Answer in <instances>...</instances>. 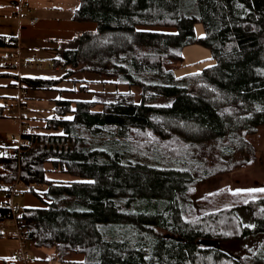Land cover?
<instances>
[{
    "label": "trees",
    "instance_id": "16d2710c",
    "mask_svg": "<svg viewBox=\"0 0 264 264\" xmlns=\"http://www.w3.org/2000/svg\"><path fill=\"white\" fill-rule=\"evenodd\" d=\"M72 18L96 29L76 32L73 47L50 59L64 74L0 73L17 81L7 88L45 90L87 73L129 89L104 99L94 93L90 101L57 99L44 126L54 133L24 128L18 147H0V192L23 184L44 204L20 210L19 236L33 251L52 250L58 264L79 254L75 264H264L245 262L223 244L264 233V192L230 190L227 202L208 205L204 200L221 192L196 191L231 171L212 168L204 141L231 162L244 135L264 125V0H79ZM195 42L216 64L190 85L173 67ZM16 47V36L0 35V48ZM82 82L77 91H86ZM160 98L172 102L154 106ZM5 109L0 102V118ZM46 164L79 180H48ZM10 218L9 203H1L0 238Z\"/></svg>",
    "mask_w": 264,
    "mask_h": 264
},
{
    "label": "rangeland",
    "instance_id": "374dc122",
    "mask_svg": "<svg viewBox=\"0 0 264 264\" xmlns=\"http://www.w3.org/2000/svg\"><path fill=\"white\" fill-rule=\"evenodd\" d=\"M163 30V31H172L173 29L170 28H157L156 30ZM194 32L196 39H200L205 36V30L203 25L198 22L194 25ZM5 51H13L16 53V48H0V54L4 53ZM11 56V55H10ZM11 58V57H9ZM2 60L3 57L0 56ZM50 59V58H49ZM41 65V68L38 70L36 68H30V70L37 73L38 77H31V78H45V79H57L64 74V70L62 68H49L50 61L46 58H41L38 61H35ZM216 61L211 56V53L208 48L204 47L203 45L195 42L190 45L185 46L182 49V61L173 67L174 76L177 78H185L188 80L189 84L192 85L198 77L201 75L202 71L215 65ZM36 69V70H33ZM23 70H28V68H23ZM60 74V75H59ZM56 75H59L55 77ZM42 76V77H39ZM72 77L75 79L80 77H92L94 81L86 80V91H77L76 88L83 84L82 81H77V83L71 82V84L75 85V90L71 94L75 97L76 95L82 94L84 97L89 98L90 100H96L94 93H100L99 98L104 99L106 96L111 95L115 91H127L129 88L127 86H119L118 88L115 85H100V79L97 76H93L87 73H76ZM12 79V78H10ZM108 79V78H106ZM110 80V79H109ZM62 83L65 81L56 84L54 87L60 88ZM71 84H68L71 86ZM64 85V84H63ZM63 89V87H62ZM130 90L137 94L139 89L136 87H131ZM30 92L36 93L37 95H41V99L39 100H25L22 98L23 108L21 109V116L23 115L24 118H27L28 123H26V128L31 131L33 128L29 127L30 121L34 124V128L36 131L40 133H54L53 131H48L44 129L45 121L50 119L55 115L54 112V100L53 99H46L50 93H56L57 89L55 90H37ZM62 94H66L63 93ZM106 94V95H105ZM59 98V97H58ZM24 101V102H23ZM172 102V98H160L153 102L154 106L163 107L167 106ZM16 103V102H15ZM16 106V105H15ZM16 107H15V116H16ZM18 115V113H17ZM17 119V118H16ZM152 119L155 121H160L158 117L155 115L152 116ZM0 124L2 129H0V141L9 146V145H16L19 140V123L16 120H0ZM42 125V128L40 126ZM172 127V126H171ZM168 130V129H167ZM4 131V132H1ZM170 131V129L168 130ZM150 134L142 135L144 137H148ZM245 137V144L244 146H239L238 150L235 153L234 158L231 162H225L221 160V157L218 155L217 144L213 140H206L201 145V153L203 157L207 160V162L212 166L213 169L215 167L223 168L226 170L228 167L231 170L225 171L219 176H215L209 183L201 185L197 187V193L203 192H221V194L215 195L212 200H204L206 204L211 205V203L220 204L222 201L227 202L229 196H232L230 190H242V192L248 190V188H256L261 189L262 186L264 187V125L259 127L255 133L244 135ZM172 143L180 144L175 139H171ZM215 144V145H214ZM177 148H175V151ZM245 158H248L247 161H244ZM244 162H247V165H243ZM49 165V164H47ZM53 170V169H52ZM54 176H58L59 180L64 181H77L79 180L77 177L63 174L60 172L57 173H47V179H57ZM25 186L23 184L16 185V194L12 198V203L16 204L19 209H22L26 206L29 207H43V203L34 197L32 194L25 192L23 189ZM260 187V188H258ZM45 187H37V190H44ZM244 189V190H243ZM225 192H228L225 193ZM238 193L242 195L243 193ZM0 197H3V192H0ZM10 201L9 198H7ZM239 215L242 217L245 224L250 225L251 219L247 211L239 210ZM9 221L4 224V226L9 225ZM11 224V223H10ZM224 248L238 256L241 257L245 262H253L256 259H264V233L250 235L245 237L242 240H225L223 241ZM28 248V246H27ZM32 259H37V254H30Z\"/></svg>",
    "mask_w": 264,
    "mask_h": 264
},
{
    "label": "crops",
    "instance_id": "0c3cea01",
    "mask_svg": "<svg viewBox=\"0 0 264 264\" xmlns=\"http://www.w3.org/2000/svg\"><path fill=\"white\" fill-rule=\"evenodd\" d=\"M28 8H23L21 13L22 18H17V8L19 0H0V35H10L17 37V47L16 53L13 51H5L1 53L0 56V73L17 74L19 77H38L37 73L30 70L29 67L18 68L15 65V56L19 54L21 59L24 61L32 59V61H38L39 59L46 58L50 61L51 58L59 55L63 50L73 47L70 43L76 32L82 31H93L96 29V24L93 22H81L73 20L72 15L74 9L77 7L79 0H25ZM33 18H37V22L33 25L30 24ZM11 55V56H10ZM11 57V58H9ZM50 58V59H49ZM23 68H28V70H23ZM31 68V67H30ZM33 68V67H32ZM36 70V69H33ZM39 70V69H38ZM60 75V74H59ZM56 75L55 77L59 76ZM93 75V74H91ZM96 76V75H93ZM42 77V76H39ZM99 77V76H97ZM100 85H110L111 79L99 77ZM45 79V78H41ZM110 79V80H109ZM86 81L91 80L92 77H80L75 79L71 77L69 80L62 83L60 88H50L49 90L57 89L56 93H50L47 95L46 99H53L54 101L58 99L70 100V101H90L89 98L84 97V95L79 94L75 97L72 92L75 90L74 81ZM71 82H74L71 84ZM15 79H10V77H0V96L1 97H12L18 95L17 89H9L7 86L9 84H16ZM64 84V85H63ZM68 84H71L68 85ZM63 87V89H62ZM66 93V94H62ZM22 98L25 100H39L41 95L27 91L24 92ZM1 104L6 103L7 109L0 120H17L15 116V100H5L0 101ZM24 102V101H23ZM10 111H13L12 113ZM18 121V120H17ZM21 124L19 123V134L24 128H26V123H28L27 118L21 116ZM29 127L33 129L31 132L40 133L34 127V124L30 121ZM42 128V125L40 126ZM0 129L2 126L0 124ZM4 132V131H1ZM5 133V132H4ZM20 139L16 145H5L0 141V147H18ZM47 173H57L52 170L51 164L45 165ZM47 178V177H46ZM57 179H48L53 181H64L59 180L58 176H54ZM26 189V188H25ZM23 189V190H25ZM29 194L27 193V196ZM8 197L5 196L3 192V197H0L1 203H9ZM13 198V197H12ZM12 198L10 201L12 202ZM29 207V206H26ZM37 208V207H30ZM4 236L0 238V264H58L57 260L52 257V250H31L28 247V258L19 259L16 257L15 253L18 248V239L13 237L15 233V227L9 223V225L4 228ZM37 254V259H32L30 254ZM83 256L81 254L73 256L69 262L66 264H75L76 262L82 261Z\"/></svg>",
    "mask_w": 264,
    "mask_h": 264
},
{
    "label": "built area",
    "instance_id": "2783aa9c",
    "mask_svg": "<svg viewBox=\"0 0 264 264\" xmlns=\"http://www.w3.org/2000/svg\"><path fill=\"white\" fill-rule=\"evenodd\" d=\"M23 8H28L25 0H19V4H18V8H17V18H22L23 15L21 13L22 9ZM37 22V18H33L30 22L31 25L35 24ZM15 65L20 68V67H33V68H36V69H40L41 68V65L39 63H36L35 61H32V59H28L26 61L23 62V60L21 59V57L18 55L15 56ZM49 68H51L49 66ZM22 95H23V92L18 89V95H17V98L15 100V107H16V111L18 113H16V118L17 120L19 121V123L21 124V109L23 108V103H22ZM2 106H4L6 109L8 107H6V103H3L1 104ZM11 113L13 111H10ZM25 130H22L20 132L21 133H24ZM20 134H19V139H20ZM22 143V140L20 139V142H19V145ZM16 183L8 190V192L5 193V196L8 197L9 199H11L15 194H16ZM9 207H10V215H11V218L9 220V222L15 227V233L13 235V237H15L16 239H18V248L16 250V257L19 258V259H27L28 258V248H27V243L19 236V233H18V229H17V220H16V217L18 215V213L20 212L21 209H19V207L16 205V204H13L11 201H9ZM3 227L5 228V226L3 225Z\"/></svg>",
    "mask_w": 264,
    "mask_h": 264
},
{
    "label": "snow or ice",
    "instance_id": "6c2138e0",
    "mask_svg": "<svg viewBox=\"0 0 264 264\" xmlns=\"http://www.w3.org/2000/svg\"><path fill=\"white\" fill-rule=\"evenodd\" d=\"M66 119H71V117H67ZM240 191L241 190H237V192H240ZM246 191H248V192H264V188H261V189H248Z\"/></svg>",
    "mask_w": 264,
    "mask_h": 264
}]
</instances>
